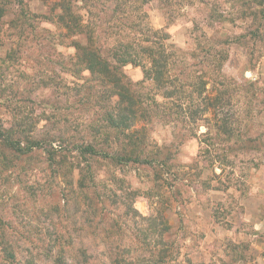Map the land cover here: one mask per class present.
<instances>
[{
  "label": "rangeland",
  "instance_id": "obj_1",
  "mask_svg": "<svg viewBox=\"0 0 264 264\" xmlns=\"http://www.w3.org/2000/svg\"><path fill=\"white\" fill-rule=\"evenodd\" d=\"M92 2L79 3V11L83 18L91 11L103 53L117 42L133 45L135 61L119 67L144 95L146 113L127 130L140 161H112L102 150L90 163L94 186L75 188L70 140H91L90 127L106 125L100 92L113 105L117 97L99 86L85 94L66 88L82 82L67 70L70 39L50 43L47 32L38 43L29 28L22 37L6 29L0 124L24 130L23 148L27 140L51 143L24 155L0 144V228L16 263L264 264V0ZM29 7L46 10L40 0ZM160 44L155 54L138 47ZM154 57L169 65L152 80L145 69ZM127 135L112 130L104 147L121 155ZM96 195L104 223L96 224L97 215L91 224L84 202ZM60 235L62 254L53 247Z\"/></svg>",
  "mask_w": 264,
  "mask_h": 264
},
{
  "label": "trees",
  "instance_id": "obj_2",
  "mask_svg": "<svg viewBox=\"0 0 264 264\" xmlns=\"http://www.w3.org/2000/svg\"><path fill=\"white\" fill-rule=\"evenodd\" d=\"M30 1L31 0H0V43L4 31L6 29L8 30V28L10 30L13 29L15 32L18 31V33H16L18 37H22L24 35L23 33L29 28V32L34 36L37 42L39 38L45 40L47 32L52 35L48 38L51 40L50 43L55 42L54 36L70 39L69 45L74 48L75 53L73 57H71L70 64L67 63V68L69 66L67 70L71 72V75L76 79H82V82L78 83L74 81L71 87L70 85H66V88L75 87V90L80 91V93L84 92L83 94H85L86 90H89L86 91V93H88L94 87L99 86L106 91H111L113 96L117 97V102L113 105L114 103L110 98L112 95L110 96L106 92H100L98 101L99 103H103L101 108L104 110L103 115L105 119L103 121L106 125L103 126L102 131L99 127L96 130L97 125L91 126L89 129V133L92 134L91 140L83 138L81 141L70 140L71 148L76 152V156L74 157L78 160L75 166H73L77 169V179L74 186H76L75 188L77 189L92 188L94 186V175L90 163L93 158L100 156L102 150H104L102 154L112 161H140V156L137 153L141 150L133 147L135 142L131 141V135L127 130L133 128L138 116L142 114L145 115L146 113V108H143L142 105L144 95L132 88L134 85L123 73L121 67H119L121 65L120 63L135 61V58H130L133 53V45L117 42L114 47L109 49L106 53H103L102 44L98 43L96 40V26L92 20L91 11L86 9V16L84 14L86 18H83L79 11V3H93V0H40L46 8L45 12L42 14L31 12L29 7ZM129 15L130 13L126 14V16ZM38 22L52 23L56 30L50 31L45 27L39 28L37 25ZM4 25H6V28H4ZM77 35H82L79 37H83V39H76L75 37H77ZM138 47H141L144 51H148L150 54H155L154 51L163 49L161 44L155 48ZM113 58H115L118 63H115ZM161 58L162 57L152 58L153 64L151 67L145 69V77L152 80L154 78L160 79L162 75L166 73V67L168 68L169 62L165 61V59L161 60ZM73 59L74 62H72ZM154 59H156V61H154ZM84 70L89 73V77L82 76L81 72ZM48 78L51 79V81L54 80L52 76H48ZM44 81L47 80H42V82ZM1 99L0 97V101ZM216 106L217 104L214 105V107ZM139 108L141 109L140 112ZM134 129L135 128H133L132 131H134ZM112 130L115 132L122 131L123 134L130 135L128 138L129 142H125L123 147L118 149L122 150L123 153L121 155L117 150L110 149L107 151L104 147L111 143L109 136ZM19 133H24V130L17 131V129L13 127L5 128L0 124V144L12 153L17 152L20 155L32 152L33 148L31 147L33 145L37 147H45L48 145L46 148L51 147L50 142L40 138L34 139L33 141L27 140V142L31 143L26 146L27 148H23L21 146V141L18 139ZM96 138L99 139L98 143L96 142ZM153 151L154 150L148 152L145 150L144 153H154ZM55 158H57L56 155L51 156L50 160L52 164H55L56 167L61 166L63 160H56ZM145 159H147L148 163L157 161V158L153 156H146ZM89 182H91V184H89ZM102 202L99 195L91 197L88 201L86 199L84 203L88 208L86 212V215H88L86 217L88 223L93 222L97 215L100 216V218L96 219V224L100 222L104 223L102 216L105 214L106 210ZM1 222L2 220L0 219V223ZM62 240L63 236L61 235L55 237L53 246L58 249L57 253L61 254L64 252ZM11 242L12 241L5 238V234L0 228V260L5 261L7 264H17V258L14 251L11 249ZM52 250L53 248L51 247L47 249L45 254L46 257L51 259L49 252H52ZM59 258H62L60 254L59 256L56 254L55 260L58 261Z\"/></svg>",
  "mask_w": 264,
  "mask_h": 264
}]
</instances>
